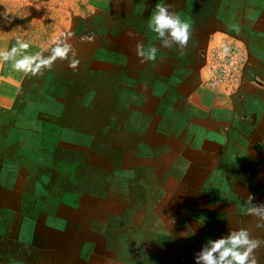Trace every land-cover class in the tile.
Returning a JSON list of instances; mask_svg holds the SVG:
<instances>
[{"label":"crops","instance_id":"crops-1","mask_svg":"<svg viewBox=\"0 0 264 264\" xmlns=\"http://www.w3.org/2000/svg\"><path fill=\"white\" fill-rule=\"evenodd\" d=\"M40 1V9H43L47 0ZM72 1L78 15L73 18L62 13L61 27L79 25L71 30L73 35L85 28L95 32L88 44L78 50L75 48L79 61L86 63L84 67L89 70L100 69L103 76L112 75V81L107 80L99 87L97 83L92 85L91 79L90 91L79 96L83 102L90 99L97 102L96 94L106 92L107 109L102 113L97 110L101 106H95L93 112L99 115L93 125L97 123V129L91 126L92 131L98 133L105 119V135L102 136L105 144H95L93 136H88L81 127L66 128L63 133L62 128H58L55 140L68 145L77 155L82 151L85 167L81 163L78 167L67 159L59 160L56 196H50L49 187L43 194L44 189L37 184L38 194H31L26 200L28 204H22L16 198L13 214L9 215L12 220H6L9 234L5 239L8 242H5L10 249L5 256L9 258L1 264H117L113 258L106 257L98 233L104 213L115 207L114 201H127L132 194L131 186H138L142 194L137 220L143 218V222L146 221L149 210L165 205L158 207L156 203L168 201L167 204L173 207L176 202L178 210L188 209L182 218L194 229L201 214L199 202L205 198L191 199L187 195L199 189L218 194L217 206L228 213L225 225L228 231L247 227L253 235L264 239V233L255 229L254 219L245 214L242 198L253 193L254 203H264V19L260 22L257 14L262 11L264 17V0ZM51 2L58 7L59 1ZM160 2L172 5L181 18L191 24L192 34L182 54L176 48H161L157 63L141 64L131 51L132 41L127 33L135 32L146 44L160 47L156 34L148 29L155 5ZM82 6L83 10H88L87 15L79 11ZM10 8L6 9L7 13ZM3 22L0 21V27L6 24ZM230 26L245 37V48L252 60V69L245 72L238 91L232 96H228L223 88L208 89L195 75L202 62L200 49L208 48L218 34L228 35L226 29ZM251 27L256 29L255 35L246 36L245 29ZM11 43L7 41L4 48L0 45V53L9 50ZM32 44V52L42 54L37 41ZM23 57L19 55L15 59ZM13 64L14 60L0 58V67L4 66L5 70ZM5 73L11 74L7 70ZM52 75V71L43 72L39 79L38 75H31L33 81L19 93L17 87L9 83L7 90L0 94V107L4 113L17 115L20 103L14 105L22 97H26V101L28 97L36 99L37 95L54 99L60 89L55 91V87L47 88L41 83L46 80L49 84L44 76L51 78ZM109 118H112L111 127L106 126ZM84 136H88L92 144H87L89 138ZM72 171L88 174L83 178L85 186L82 185L79 196L69 200L66 185L82 184V181L67 179ZM92 172L102 177L103 184L99 187L103 188L102 194L92 192V187L99 185ZM16 196L18 192H12V197ZM159 211L166 215L168 206ZM171 218L169 214L165 217L166 221ZM33 237L41 241L39 250L27 248ZM208 241L204 239L201 246ZM188 242L190 248L183 250L185 263L196 264L201 248L192 236ZM175 251H167L169 264L175 260ZM36 252L41 255L39 260L32 257ZM258 255L264 264V250Z\"/></svg>","mask_w":264,"mask_h":264},{"label":"rangeland","instance_id":"rangeland-1","mask_svg":"<svg viewBox=\"0 0 264 264\" xmlns=\"http://www.w3.org/2000/svg\"><path fill=\"white\" fill-rule=\"evenodd\" d=\"M47 2L48 0L46 4ZM80 2H83V0ZM9 7H11V11L7 13L6 9ZM83 7L84 6L79 8L80 10H77L84 14H88V10H83ZM261 12L262 11L257 12L259 21L264 19ZM33 15L39 16L41 20L36 19ZM65 15L70 17L71 12H65ZM77 15L78 13L75 11L73 18L77 17ZM45 19L49 18L37 13L25 14L23 12V7H19V3L15 5L11 3V0H0V21H4V24L6 22L5 25L1 23L2 26L0 27V39L3 40L0 42L1 48H4L7 41L12 42L10 49L18 48L17 41L21 40L27 43L29 48L27 51H19L15 56L23 55L24 57L28 56L33 58L49 57L50 55L48 54H51V49L55 46L54 41H56L55 36H57V32L52 30L55 28L53 22L49 21L47 23H42L45 22ZM6 25L7 28L4 27ZM78 26L74 28H70L69 26H66V28L62 27V32H59L60 36L64 32H71V30L78 28ZM255 31L256 29L254 27L245 29V33H248L246 36L255 35ZM237 32H235V27L230 26L226 29L228 35L224 36V33L218 34L217 38L213 40L210 45L221 40H232L236 42L244 51L250 67L248 70H251L252 60L249 58L245 48V37L241 35V32H238L239 35H236L235 33ZM94 36L95 32L88 28L77 32L73 35L74 39L72 45L74 49L76 48L78 50V47L80 48V46L83 47L86 43L88 44ZM34 40L37 41L42 54H34L32 52L34 47L32 42ZM10 49H7L6 52H10ZM206 49L203 48L199 51V53L202 54V62L201 66H197V73L195 75L199 77L203 86L211 90V87L208 86L204 80V54ZM2 50L3 49H1V52ZM85 64L86 63L80 61L78 69L73 70L68 67L67 61L57 60L53 64L51 70L44 71L45 73H50L52 71L54 74L50 76L51 78L44 76L45 79L48 78L50 81L49 84L48 82L46 83V80H42L41 83L45 84L47 88L50 86L52 88L55 87V91L60 89L55 96L56 98L54 97V99H52L51 97V100H49L46 95H37L36 99L28 97L26 101V97H22L18 99L14 105V107H16L18 103L21 105L16 109L17 115L15 116L12 115V113H4L3 107H0V264L4 259L6 261L9 258L5 256L9 251L8 249H10V247H7L9 244L5 242L9 234L7 233L8 221L6 220H12L9 217L13 214L14 204L17 202L16 198H18L22 204H28L26 200L30 199L31 194L37 193L35 187L37 184L44 189L42 191L43 194L47 193L49 187L50 196H56L57 188L55 182L58 180L57 171H59V160L67 159V161L76 163L78 167L80 163L83 165V168L85 167V155H81L82 151L77 155L68 145H61L63 142L57 139L55 140L58 128L61 127L63 133L66 128L74 129L81 127L84 133H88V136H93L95 144H105L102 137L105 135V119H103L98 133L93 132L91 126H96L97 129V123L93 125L96 122V115H99L98 112H93L95 106H101V108H97V110H99V112L102 111V113L107 109L106 92H98L96 94L97 102H95V99H90L86 103L80 100L79 96L88 93L91 86L95 83H97L99 87L100 84L105 85V81L107 80L112 81V75L110 74L107 77L103 76V74L101 75L100 69L89 70L84 67L87 66ZM4 68V66L3 68L0 67V94L7 90L9 83L16 86L18 89L16 92L19 93L23 88L25 89V87H27L29 81H33V79H30V73L18 71L13 65L6 69L10 71V76L5 73L6 70ZM57 68L60 69L57 71ZM15 72H17L16 75H14ZM94 75H96L97 78H95ZM41 76L42 75H38L37 78L39 79ZM91 79L94 80V82L92 80V85ZM241 80L236 91H238ZM235 93L226 92L228 96H232V94L234 95ZM19 97L20 96H18V98ZM37 112H40V114ZM27 114H30V116L27 117ZM9 120L11 122H9ZM106 126H113L112 118H109V123H107ZM88 136H84L83 138H89ZM50 137H52V139H50ZM66 137L68 138V136ZM88 143L92 144L90 138L87 144ZM87 174L88 173L85 171L69 172L67 179L74 181L78 180L79 182L82 181V184L75 182V184H67L65 188L68 192L66 194L67 199L71 200L79 196L82 185L85 186L83 184L85 179L83 178H85ZM95 174L97 173L92 172V176H94L96 183L99 185L96 186L95 184L94 188L92 187V192L103 193V188H99L103 184L102 177H97ZM87 187H89L88 184ZM89 190H91V187H89ZM12 192H18V196L12 197ZM130 192L132 194L127 201L123 203L117 200L114 201L112 204H114L115 207L110 208L104 213L103 224L99 230L98 236L102 243V249L107 254L106 257H111L110 259L113 258V261L117 262V264H169L166 260L167 258L169 261V254H167V251L174 249L176 250V256L172 264H186V255L183 250L190 248L188 242L189 237L183 238L180 236V233L186 231L185 227H189L187 221L185 223L186 219L183 220L182 218L183 215H186L188 209L183 206L184 209L181 208L178 210L176 208V202H173V207L167 204L168 201L165 203H156L155 205H158V207H160V204H165L162 208L168 206V211L166 212L175 218V223L168 224V221L165 219L167 214L165 215L163 211H159V209H162L161 207L156 210H149L147 213L150 214L146 216V221L143 222V218L137 220L136 217L138 216L136 214L140 211L138 208L139 203L142 202L140 198L142 195L140 194L141 190L138 186H131ZM203 196L205 201L201 202ZM187 197L191 199H201L199 205H202L198 208V211L201 213L199 223L196 224L195 228H197V230L194 228V234L191 236L198 242L202 250L204 246L201 245H203L204 239L213 240L227 233L228 230L225 225H227L228 213L226 209L224 211L217 206L218 194L216 192H209L208 194L207 192H201L199 189H196L193 193L188 194ZM152 199H154V196ZM157 200L160 201L161 198L158 197ZM180 212H182V214H180ZM31 240L32 242L30 245L27 244V248L30 247V250L32 248L39 250L41 245L40 239L38 237H33ZM180 240H182V242ZM10 241L13 242L12 240ZM26 250L29 251V249ZM193 250L195 249L193 248ZM21 255L25 254L21 253ZM32 257L35 260H39L41 255L39 252H36Z\"/></svg>","mask_w":264,"mask_h":264},{"label":"clouds","instance_id":"clouds-1","mask_svg":"<svg viewBox=\"0 0 264 264\" xmlns=\"http://www.w3.org/2000/svg\"><path fill=\"white\" fill-rule=\"evenodd\" d=\"M148 29L156 34L160 47L156 44H146L135 32L127 33L128 39L132 41L131 51L141 64L157 63L161 48L169 50L176 48L182 54L192 34L191 24L183 20L172 5L164 2L155 5V10L148 21ZM72 37L71 32L62 33L61 37L54 41L55 46L47 58L25 56L22 59H15L18 51H27L29 48V45L21 40L17 41L18 48L0 53V58L14 60L13 67L16 70L33 76L51 70L57 60L67 61L69 68L77 70L80 61L71 43ZM242 198L245 201V214L254 219L255 229L264 233V203H254L253 193H247ZM174 223V217L168 220V224ZM194 231L195 229L189 226L186 231L180 233V236L188 238L194 234ZM262 250H264V239L253 235L249 228L239 226L229 229L226 234L216 239L209 240L196 257V264H262V258L258 255Z\"/></svg>","mask_w":264,"mask_h":264},{"label":"built area","instance_id":"built-area-1","mask_svg":"<svg viewBox=\"0 0 264 264\" xmlns=\"http://www.w3.org/2000/svg\"><path fill=\"white\" fill-rule=\"evenodd\" d=\"M204 59L206 84L211 88H223L226 92H237L241 78L250 69L244 51L230 40L211 44Z\"/></svg>","mask_w":264,"mask_h":264},{"label":"bare ground","instance_id":"bare-ground-1","mask_svg":"<svg viewBox=\"0 0 264 264\" xmlns=\"http://www.w3.org/2000/svg\"><path fill=\"white\" fill-rule=\"evenodd\" d=\"M55 1H59L58 7H54L51 0H50L47 4H45L43 6V9H40V6L42 5V3L38 0H13V1L11 0V3H13L15 5L17 3H19V7L20 6L23 7V12L25 14H29V13L30 14H33V13L36 14L37 13V14H41V15L49 18V19H45V22H42V23H47L49 21L53 22V25L55 26V28L52 30L54 32H57V36H55V39L57 40L61 37L59 32H62V29H61L62 27H61V23H60V22H62V18L60 16H62V13L65 15V12H71V17H73L75 9H74V6L72 5L74 3L72 0H55ZM68 7H70V10L67 9ZM33 16L36 19L41 20L39 16H37V15H33ZM56 19H58V20H56ZM64 33H66V32H64ZM51 37L54 38L53 36H51ZM34 41H36V40H34Z\"/></svg>","mask_w":264,"mask_h":264}]
</instances>
